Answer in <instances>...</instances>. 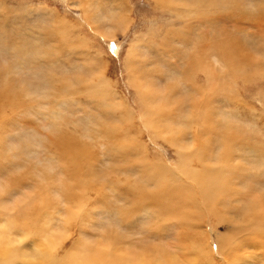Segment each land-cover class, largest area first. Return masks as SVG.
I'll list each match as a JSON object with an SVG mask.
<instances>
[{
    "label": "rangeland",
    "instance_id": "obj_1",
    "mask_svg": "<svg viewBox=\"0 0 264 264\" xmlns=\"http://www.w3.org/2000/svg\"><path fill=\"white\" fill-rule=\"evenodd\" d=\"M193 1L0 0V91L8 89L10 94H13L12 90L22 92L24 103L14 112L6 108L5 116L1 118L0 212L3 214L7 210L13 211L16 202L22 204L23 199L34 197L42 188L53 203L45 211L49 215L44 213L45 216L39 219L43 235L34 229V240L50 238L51 235L60 236L52 253L44 248L43 251L48 250L49 253L47 260L40 256L32 263L19 259L17 264H63L64 262L60 263L61 258L72 253L78 242L91 246L96 242L102 244L111 233L120 238L116 243L118 246H126V249L135 254L143 255L147 250L157 248L156 252L148 251L150 257L158 250L160 253L165 250L178 263L185 261V253L205 264H226L224 256L231 264H238L239 258L247 256L254 258L251 263L264 260V256L259 255L260 251L264 254V248L259 242L251 241L255 249H246L245 245L236 247L249 235L244 228L243 234L234 237L236 229L242 227L239 217L241 213L245 212L249 203L257 201V197L264 196V65L258 68L246 65L248 68L244 70L246 67L241 69L240 57H237L238 60L233 65L230 60L229 62L226 58L219 57L222 46H228L236 40L241 44V55L253 53L247 59L263 60L261 50L264 49V21L260 22V19L264 18V13L255 5L261 3L264 6V0H227L229 3L217 0L213 1L214 4L207 0ZM160 4L164 5L161 7ZM211 8L214 13L202 15L203 9L207 11L204 10L205 13H211ZM207 23L209 24L206 25ZM214 43L217 48L215 46L211 49ZM112 45L115 46L114 49ZM251 46L254 48L251 49ZM196 52L200 56L195 64L192 56L198 57ZM130 58L132 63H136L132 67H136L133 71L130 68ZM139 68L151 73L150 76L148 74L147 77L140 78L160 92V100L172 99L180 105L181 110L176 114L179 120L169 121L156 130L144 125L141 116L149 101L137 95L133 81V78L139 76ZM78 78H82L83 83ZM63 79H68L65 88L60 86ZM198 87L202 90L199 98L196 97ZM205 91H209L205 98L212 99L206 105L215 115L214 121L219 125L230 126L231 130H238H235L238 138L246 140L241 148L235 147V143L233 151L224 153L223 149L226 148H223V142L217 145L218 140L214 143L217 137L207 135L213 137V144L206 155L213 162H217L220 156L233 155L231 163L236 164L238 161L240 169L247 172L237 171L242 176H238L234 183L225 177L228 179L226 184L231 188L236 187L233 188L236 192H233L234 195L240 193V199L243 197L248 200L240 202L238 197L228 204L226 214L227 217H233L234 220L231 221L220 218L216 212L205 207L201 211H195L193 214L196 219L201 216L205 220L199 223L200 226L194 224V232L200 235L203 242L200 252H196L191 250V242L188 240L180 242L175 240L176 236H170L169 232L163 236L155 232L156 228L161 227V223L160 218L155 215V208L151 207V203H154L151 201L157 200L159 204L158 199L164 192L168 193L164 182L162 188L157 190V197H147L144 204L140 202V205L131 201L142 198V193L146 195L145 191L153 189L150 185L153 178L151 175L164 181L161 175L164 168V171L172 172L177 166H182L178 160L181 155L162 137L164 133H168L169 140L179 143L178 138L182 129L186 130L185 125L199 128L200 124L195 123L193 108L190 106L195 105V100L203 99ZM14 93L16 95L17 92ZM94 95H98V98H94ZM125 107L132 117L126 115ZM217 126L216 128L219 127ZM112 127H116V130L111 131ZM193 131L198 133L197 128ZM195 133L186 136L192 147L195 146V140L198 143L201 139ZM64 136L83 142L89 149V157L85 156L86 165L81 159L71 160L66 172L81 187H86L90 182L87 171L97 175V183L103 190L100 201L91 191L86 195L85 214L78 220L66 217L71 204L61 194V184L65 183L62 188L67 192H70L72 184L64 175L51 145L52 138ZM119 140H125L129 147L121 145ZM137 148L138 151L133 156L135 162L146 158L150 165H163L161 172L159 169L155 175L149 170L151 175L147 172L143 176L141 168L144 164L141 162V168L138 167L126 153L131 149L134 155ZM196 157L195 154V159ZM61 160L66 165V159ZM235 172L236 170L230 172V177H235ZM129 179L133 184L131 186H137L138 190L134 194L129 185H126V180ZM94 184L96 186L95 182ZM210 191L215 192L212 188ZM74 193L79 195L80 192L75 188ZM188 208L193 209L190 205ZM218 208L221 211L224 209L222 205ZM186 209L185 205L184 211ZM259 209L264 211V198L260 201ZM1 214L0 225H4L11 217ZM172 215L173 213L167 216L166 222H174ZM35 216L33 214L29 218L37 219ZM23 222L24 219L19 221L20 224ZM164 225L167 224L162 226ZM262 235L264 237V231ZM17 236L20 244H17L15 236L16 243H12L14 245H11L10 250L16 249L29 254L40 252V249H34L30 233L28 235L21 230ZM22 240L25 241L21 243ZM163 245L167 248L164 249ZM184 247L186 250H183ZM54 257H57L55 262L52 261ZM208 257L210 259L206 260ZM192 264H196V261Z\"/></svg>",
    "mask_w": 264,
    "mask_h": 264
},
{
    "label": "bare ground",
    "instance_id": "obj_2",
    "mask_svg": "<svg viewBox=\"0 0 264 264\" xmlns=\"http://www.w3.org/2000/svg\"><path fill=\"white\" fill-rule=\"evenodd\" d=\"M158 1H160V0H158ZM207 1H212L213 2V1H217V0H207ZM207 1H205V2H207ZM228 1L226 0V2H228ZM162 3H163V0H162ZM183 3H184V1H183ZM213 4H214V2H213ZM161 5L162 4H160V6ZM205 5H206V3H205ZM175 6H174V8H175ZM208 6H210V4ZM197 7H200V5L197 6ZM210 7H212V6H210ZM255 7H258L264 13V6L261 3H259L258 6L255 5ZM224 9L225 8H223V10ZM204 10L205 9H203L201 11L202 15L205 14V15L209 16V14H212V13L215 12L212 8L210 10L211 13H205L206 10L205 11ZM187 11H188V9H187ZM234 11L235 10H233V12ZM193 12H195V10ZM213 16H214V14H213ZM178 20H179V18H178ZM263 21H264V18L261 17L260 22H263ZM208 24L209 23H207L206 25H208ZM215 41L217 43V40H215ZM237 42L238 41L234 40V43H230L229 44L230 46L229 45L228 46H224L223 45L222 46L223 48L221 49V55L219 54V57L220 58H226L227 61L230 60L232 65H233V62L238 60L237 57H240L241 60L240 59L239 60L242 63L241 69H243V66L246 67V65L247 66L249 65V67L254 66V67H257V68L261 67V65H264V49L261 50V51H263V53L261 54L262 55L261 58L263 59L262 61L261 60L258 61V58H257V60H256V58H255V60L247 59L248 58L247 56H249V55H251L253 53L247 54V52H246V54L241 55L240 53L242 51H240V48H242V47H241V44H238ZM209 44H210V42H209ZM231 44H233V46H231ZM210 45H212V44H210ZM257 45H258V43H257ZM215 46L217 48V45L214 43V45L211 47V49H214ZM252 47L254 48V46H251V49H252ZM209 49H210V46H209ZM248 49H249V47H248ZM255 49H256V47H255ZM219 51H220V49H219ZM246 51H247V49H246ZM249 52H251V51H249ZM196 53H197V55L199 54L198 52H196ZM255 53H256V50H255ZM215 55H217V54H215ZM133 56L131 55V57H133ZM199 56L200 55H198V57H196V58H195V56H192V57H193V59L195 61L196 59L199 58ZM131 59L132 58L129 59V62L132 63ZM224 62H225V60H224ZM195 64H196V61H195ZM226 64H229V63L226 62ZM235 64H237V63H235ZM135 65H136V63H132L130 68L132 69V67H134ZM141 68L138 69L139 72H140L138 78H136V79L133 78V81H134V86H135V88L137 89V92H138L137 95L145 97L144 99L146 101H149V105L145 108V113L142 114V116H141V119H142L144 125H146L148 128L150 127V128H153L154 130H156V129L161 128L163 124H165V123H167L169 121H173L174 119L179 120V118L176 116V114H177L178 110H181L180 107H179L180 105L178 104L179 105L178 106L177 102L173 101L172 99L171 100H160L161 99L160 92L157 91L156 88L152 84H148L145 81H143L142 78H140V77H145V76L147 77L148 74L150 76L151 73H148V72L142 70ZM247 68L248 67H246V69L244 68V70H247ZM134 69H132V71ZM241 69H239V70H241ZM187 70H188V68H187ZM202 71H204V70H202ZM227 78H228V76H227ZM210 79H214V78H210ZM52 80H51V82H52ZM67 80L68 79H65V80L63 79L61 81L62 82L60 84V86H62L61 88H63V86L65 84H67ZM78 80H79V82L83 83V79L82 78H78ZM70 81H72V80H70ZM105 83H106V81H105ZM200 85L202 86L203 84H200ZM16 87H15V89H17ZM64 88H65V86H64ZM66 88H67V85H66ZM168 89H170V87H168ZM9 91L10 90H8V89L5 90V92H1L0 91V123H1V118H4V116H5L4 110L6 108H9L12 112H14V110L16 108H19V106L24 104L23 103V98L21 97L22 96V92H19V91H16V90L15 91L12 90L13 94H10ZM72 91H73V88L71 87V92ZM14 92H17L16 95H15ZM201 92H202V90L198 87L196 89V97L197 98L200 97L199 93H201ZM207 92L209 93V91H205V93L203 94V99H197L195 101L192 100V101H194L195 105L190 106V108H193V116H194L195 123L198 122L200 124L199 128L195 127L194 125H185L186 130H185V128L182 129L181 135L178 138L179 143H176V142H173V141L169 140V134L168 133H164L163 134L162 138L164 139V141H166L170 146H172L174 149H176L175 151L181 155L180 156L181 158H179L178 160L181 162L182 166L181 165L179 167L177 166L175 168L176 172L174 170H172L173 173L169 172V171H164L165 168L163 169L164 166L161 165V164H160V166L159 165H150V164H148V162H150V161L148 159H146V158H144V159L140 158L139 159L144 164V165H142V168H141V165H140L141 162L137 163V162H135L136 160L133 159L134 158L133 156H135V153H137L138 148L134 152V155H133V152H132L131 149H129V153H128V151L126 152V150H125L127 155L129 154V158H130V160H132V163H137L138 167H140L143 170V173H142L143 176L147 172H149V170L152 171L151 173L155 174L159 169H160V172H161V169H163V173L162 174L160 173V174L162 175V177H164L163 179H165L163 181L161 178L155 177L154 175H151V173L149 172V174L153 177L150 180L151 189H152V187H153V189L150 190V192L149 191H145V193L147 192L146 195L142 193L141 194L142 198H137V199H135V201H131V202H134L135 204L140 205L141 203L144 204V202L146 201L147 197H152V198L157 197V194H158L157 190L159 188H162V185H163V182H164L166 184V188H168V193H167L168 195L166 194V192H164L163 196L160 199H158L159 202H160L159 204H158L157 200L151 201V202H154L153 204L151 203V207L155 208V212H156L155 215H157V217L160 218V223H161V225H160L161 227L156 228L155 232L156 233H161L162 236H163V234H169L170 233V236H176L177 239L175 238V240L176 241H180V242H183V241L187 242V240H188L189 242H191V250H194L196 252L197 251L200 252L203 242L200 240V235L198 233L195 234L194 229L196 227H194L195 226L194 224L199 225L200 222L205 221V220L204 219L202 220L201 216H198L197 219H196L193 213L195 211L196 212L201 211V209L203 207H205V208H208L212 212H216L217 215L220 218H224V219H227V220L231 221V220H234L233 217H227V214H226V208H229V207H227L228 204L229 203H233V201H236L235 198H238V197H239V201L240 202L243 199H244V202H247V200H248V198H243V197H242V199H240L239 195H242L240 193H239V195L238 194L234 195L233 194L234 186H233V188H231V187L227 186V184H226V183H228L227 180L229 178L234 183V180L237 179L238 176H240V175L242 176V174L237 172V171H240L242 169L237 164L238 161H237L236 164H232L231 163V159L234 158L233 155H232L233 158L229 157V156H220L221 158L218 159L217 162L211 161L212 159L209 158V156L206 155V154H208L207 150L213 144V140H211L213 137L211 138V136H209L210 137L209 138L207 135H211V134L215 135L217 137V139H214L215 140L214 143L216 142V140H218V142L216 143L217 145H219L218 143L223 142V144H224L223 148L224 147L226 148V149H223V150H225L224 153H227V152L230 153V150L233 151V149H234L233 147L234 146L241 148L246 142L245 139L243 140V139H239L240 137L238 138V135L235 133L236 129L235 130H231L232 128H230V126L228 127V125L226 126V125H222V124L219 125V123H216L214 121L213 116L215 117V115L213 114V112H211L210 109L208 110L209 106L206 105L209 102H211L210 100H212L211 98L210 99L209 98H205L207 96L206 95ZM94 96H93L94 98H96V99L98 98L97 97L98 95L97 96L94 95ZM209 97H212V96H209ZM191 98H190V100H191ZM125 113H126V115L128 117L129 116L132 117V115L129 113V111L127 110L126 107H125ZM153 117L155 119H153ZM163 118H164V120H163ZM217 124H218L219 127L217 126ZM2 126L3 125H1V127ZM216 126L218 128H216ZM115 128L116 127H112V129L111 128L110 129H111V131H115L116 130ZM195 128H197L198 133H195L193 131V130H195ZM236 131H238V130H236ZM192 132L195 133V136H197L199 134V136H197V137L199 139L201 138L198 141V143H196L197 141L195 140V142H194L195 146L194 147H192V145L190 144L191 141H190V143H188L189 140H188V142L186 140V138H187L186 136L189 133H192ZM105 139H107V138H105ZM238 139H239V141H238ZM0 140H2V138H0ZM182 142H184V143H182ZM119 143L121 145L124 144V145L129 147V143L125 142V140L124 141L119 140ZM182 144H184L185 146L182 145ZM237 144L240 145V146H238ZM51 145H52L53 151L55 153L54 155H56L58 157V158L56 157V159L60 162L61 169L64 171V175L67 176L70 179V182L72 184V186L70 188V192H67L64 188H62V187L65 186L64 182L61 184V186H62L61 190H63L61 194H63L64 199H66L71 204V208L69 209V211L66 212V214H67L66 217L69 220H71V219H73V220L77 219L78 220V218L80 219L85 214L84 213L85 212L84 204H85V201L87 200L86 195L90 191L93 192L98 197V201H100L102 199L101 196H103V190L100 189V186L97 183V181H98L97 175L88 173V171H87V176L89 177L90 182H88V185L86 187H84V186L81 187L72 178L70 173L66 172L68 170V168H69L71 160L74 161L76 159H81L86 165V157L87 158L89 157V149H87V146L83 145V142H79L77 140L68 138L66 136H64L63 138H59V137L52 138ZM218 150H219V148H218ZM196 151H197V153H195ZM214 152H216V150ZM195 154L197 155L196 159H195ZM61 159H66V165ZM130 164L131 163H129V168H130ZM88 165L89 164H87L86 169L88 168ZM131 166H133V164ZM134 166H136V164H134ZM188 167H190V168H188ZM168 170H171V169H169V167H168ZM235 170H236V172H235L236 176L234 175L235 177H230V174H231L230 172L235 171ZM244 171H246V170H244ZM244 171H242V172H244ZM198 172H201L202 174H199ZM140 173H141V171H140ZM155 175H157V174H155ZM106 176H107V174H106ZM232 176H233V174H232ZM225 177L228 178V179H226ZM19 178H21V177H19ZM156 180L158 182H156ZM64 181L66 182L65 179H64ZM126 181H127L126 185L127 184L129 185V188L133 191V194H134V192L137 189V186H131L133 184H131L130 179H129V181L128 180H126ZM94 182L96 183V186H95ZM18 184H19V182H18ZM44 184H46V182ZM118 184H120V182ZM147 184H148V182H147ZM75 188H77L78 192H80L79 195L74 193ZM148 188H149V186H148ZM210 188H212L215 192H211ZM165 190L167 191V189H165ZM126 191H128V193H129V189H127ZM123 192L125 193V191H123ZM234 193H236V192H234ZM128 197H129V199L132 198V197H130V193H129ZM38 198H40V199L38 200ZM50 198L48 196V193L44 189L41 188L35 194L34 197L31 196L29 198L23 199L22 204H20L19 202L17 204V202H16V207L14 208L13 211L12 210H7L6 213H3L4 215L6 214L9 217H11V219L7 223H5L4 225H0V264H17V261L19 259H25V260H28L30 263H32L33 260H37L40 256H43L44 259L47 260L46 258L49 255V253H47V251L49 250V252L52 253L51 251L54 250V248L59 243V237L60 236L59 237H56V236L52 237V235H51L50 238H44L42 240L35 241L34 239L36 238V236L33 235V234L36 233V232H38L39 234L43 233L41 228L39 227V226H41L39 219H40V217L45 216L44 213L48 214L45 211H46L47 208L51 207V202L52 201H51ZM262 198H264V196L257 197V201L255 200L252 203H249V205H248L247 209L245 210V212H242L241 215L239 216L240 219H241L242 227L240 229H236L237 232L234 234V237L237 238L238 236H240L239 234H243L244 233L242 231L243 228L245 229V232L249 233V235L245 236L247 239L241 240L239 242L238 246H236V247L245 245L246 249L247 248L255 249L253 243H251V241H255V242H259V245L262 248H264V237H262L263 236L262 235V231H264V211L262 209H259V204H260V201H261ZM240 204L243 205L242 203H240ZM73 205H74V207H73ZM185 205L187 206L186 211H184ZM188 205L192 206L193 209L188 208ZM220 205H222V208H224V209H222V211L224 213H222L220 208H218ZM183 206H184V208H183ZM143 207H145V206H143ZM91 211H94V210H91ZM98 211H101V210H98ZM147 211H149V210H147ZM172 213H173L172 217H173L174 222H169V221L166 222L167 216H169ZM0 214H1V212H0ZM3 214H1V215H3ZM33 214L36 215L35 218H37V219H34V220L32 219L31 220L29 218ZM86 216L87 215H85V217H84L85 220L87 219ZM7 219H9V218H7ZM22 219H24V222L22 224H20L19 221L22 220ZM48 219H50V218H48ZM195 219H196V223H195ZM163 220H165V221H163ZM191 221H193V223ZM87 222H88V220H87ZM79 223L81 224V222H79ZM129 224H130V222H129ZM163 224H167V225L162 226ZM77 225H75V226H77ZM78 226L80 227V225H78ZM174 228H175V231H174ZM34 229H37V231L34 232ZM21 230L22 231L24 230V232H27L28 235L30 233L31 240L32 239L34 240V241H32L34 243V249H36V250L40 249V252H35L36 254H31V252H30V254H29L27 252H23V251L16 250V249L10 250L11 247H12L11 245H14L12 243H16L15 236H16V238L18 240L17 244H20V241L18 239L17 234H19L21 232ZM79 230H81V228H79ZM48 233H49V231L47 232V234ZM39 234H37V235H39ZM54 235H56V234H54ZM150 235H151V232H150ZM11 239H13V240H11ZM119 239L120 238L116 234L111 233V234L108 235V238H106L105 241L100 240V241H102L103 245L101 243L96 242L97 244L95 243V245H92L93 246L92 247L90 244H87L85 242H78V244L72 250L73 252L70 253V254H65L64 257L61 258L62 260L60 261V263L64 262L65 264H183V263L184 264H192L193 261H196V264H205L204 261H201V260H199V259H197L195 257H188L186 253H185V256H186L185 261L183 263H178L176 258L173 255L166 253L165 250H163L162 253H160L159 252L160 250H158V252L156 254H154L153 257L151 256L152 257L151 258L150 257V253L148 251L151 250L153 252L154 251L156 252L157 248L155 249L154 247H153L154 250L152 248L150 250H147L148 248L145 249L147 251L143 255L142 254L141 255L140 254H135L134 252L129 251V249H126V246H125V248H123V246H118L116 243H117V241ZM23 241H25V240H22L21 243ZM44 248H48V250L47 251H43ZM163 248L166 249L167 247H165L163 245ZM184 249H185V247L183 248V250ZM76 250H79V251L78 252H74ZM136 253H138V252H136ZM211 255H213V254L211 253ZM259 255L260 256H264V254H262L261 251L259 252ZM209 259H210L209 257L206 258V260H209ZM56 260H57V257H54L52 259V261H54V262ZM59 260H60V258H59ZM223 260L226 261V264H231L230 261L225 256H224ZM239 260L240 261H239L238 264H264V260L263 259H261L257 263H251V261H253L254 258L253 257H248V256L239 258Z\"/></svg>",
    "mask_w": 264,
    "mask_h": 264
},
{
    "label": "snow or ice",
    "instance_id": "obj_3",
    "mask_svg": "<svg viewBox=\"0 0 264 264\" xmlns=\"http://www.w3.org/2000/svg\"><path fill=\"white\" fill-rule=\"evenodd\" d=\"M111 47H112L113 49L115 48V46H114V45H112Z\"/></svg>",
    "mask_w": 264,
    "mask_h": 264
}]
</instances>
